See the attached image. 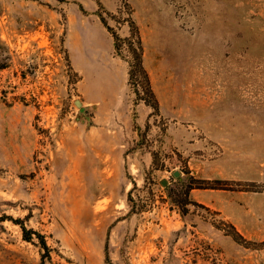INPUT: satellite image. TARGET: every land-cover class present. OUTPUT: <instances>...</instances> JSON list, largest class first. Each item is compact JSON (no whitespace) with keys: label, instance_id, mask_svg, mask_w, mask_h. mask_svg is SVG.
I'll list each match as a JSON object with an SVG mask.
<instances>
[{"label":"rangeland","instance_id":"rangeland-1","mask_svg":"<svg viewBox=\"0 0 264 264\" xmlns=\"http://www.w3.org/2000/svg\"><path fill=\"white\" fill-rule=\"evenodd\" d=\"M0 264H264V0H0Z\"/></svg>","mask_w":264,"mask_h":264},{"label":"trees","instance_id":"trees-1","mask_svg":"<svg viewBox=\"0 0 264 264\" xmlns=\"http://www.w3.org/2000/svg\"><path fill=\"white\" fill-rule=\"evenodd\" d=\"M24 233H25L24 239H25L26 241L30 242V241L33 240L32 234L29 233V232L26 230V228H24ZM39 237H40V239H41V241H42V243H43V247H44L45 249H48V246H47V244H46L44 238H43L42 236H39Z\"/></svg>","mask_w":264,"mask_h":264},{"label":"water","instance_id":"water-1","mask_svg":"<svg viewBox=\"0 0 264 264\" xmlns=\"http://www.w3.org/2000/svg\"><path fill=\"white\" fill-rule=\"evenodd\" d=\"M77 104L79 105V106H81V103L80 102H77ZM82 111H84V109H82ZM176 177H178L179 176V174H178V172H175V174H174Z\"/></svg>","mask_w":264,"mask_h":264}]
</instances>
